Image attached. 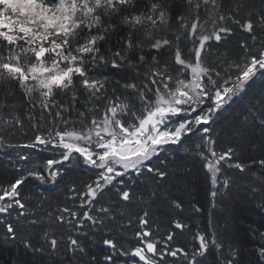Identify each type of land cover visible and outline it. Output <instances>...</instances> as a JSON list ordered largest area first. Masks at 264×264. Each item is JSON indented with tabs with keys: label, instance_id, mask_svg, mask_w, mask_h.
Returning <instances> with one entry per match:
<instances>
[{
	"label": "snow or ice",
	"instance_id": "1",
	"mask_svg": "<svg viewBox=\"0 0 264 264\" xmlns=\"http://www.w3.org/2000/svg\"><path fill=\"white\" fill-rule=\"evenodd\" d=\"M0 84L23 97L0 96V245H63L67 264H264V0H0ZM193 137L203 207L169 151ZM64 181L87 210L39 188ZM237 188L259 216L247 247L229 212Z\"/></svg>",
	"mask_w": 264,
	"mask_h": 264
},
{
	"label": "trees",
	"instance_id": "2",
	"mask_svg": "<svg viewBox=\"0 0 264 264\" xmlns=\"http://www.w3.org/2000/svg\"><path fill=\"white\" fill-rule=\"evenodd\" d=\"M123 34V32L121 33ZM260 82H257V86H259ZM14 91L15 96L11 99H14L17 104L22 103L23 97L20 91L16 88L15 84H0V96L5 94L7 91ZM60 99V97H58ZM66 99V97H65ZM250 106V102L248 98H244L242 100H238L234 105L230 113L226 114L220 121V125L218 126V131L220 128H223V138L224 141L220 145V148L227 147L233 143V137L229 134V129L232 125L243 118L244 110L246 107ZM25 109L27 105L23 106ZM21 115H23V109L21 111ZM17 138L22 141L23 137L18 132ZM188 143V142H187ZM186 143V144H187ZM190 144V143H188ZM183 145H174L172 149H170V153L177 157H183L186 159H178L177 163L185 164L187 169L189 170V179L191 181L192 192L190 196L186 197V201L191 204H200L202 207L207 203L206 196L208 192V185L204 178V173L201 171V165L198 159L192 158L184 153ZM219 150V148H218ZM194 160V162L192 161ZM234 174V173H233ZM94 175V173L88 169H80L77 170L73 174V179L77 181L78 186L82 187L83 182H90L89 178ZM61 183H63L61 185ZM59 184H43L40 185L39 188L43 189V194L46 197H49L53 203V206H64L65 204H69L73 210L81 211L87 210L86 207L82 208L79 200L71 201L69 197L71 193L67 191V181L61 182ZM39 189L37 188V183L33 181H29L26 187L23 189L25 194H35ZM250 201L246 199V193L242 188H237L233 193V203L231 208L229 209L230 216L232 222L236 228L238 233L237 239L243 245L251 246L253 244L252 239L249 236L248 228L253 224L254 220H258V214L251 211ZM97 207H99L97 205ZM187 215V213H185ZM164 221L159 225L161 232H166L168 229L167 221L171 219V217L165 216L163 217ZM198 222L202 223L201 218H195ZM188 223H192L191 220ZM259 227V225H256ZM2 227V226H0ZM131 228V226H129ZM86 231V229H85ZM193 231H195V227L193 226ZM129 237L132 236V231L127 233ZM39 238L34 239V243L38 246L42 243ZM46 243V242H43ZM184 238L177 237V245L183 246ZM69 259V254H66V250L63 245L59 251L55 249L47 250L43 253H32L30 250H25L23 245H21L18 241L10 244L0 245V264H67Z\"/></svg>",
	"mask_w": 264,
	"mask_h": 264
},
{
	"label": "rangeland",
	"instance_id": "3",
	"mask_svg": "<svg viewBox=\"0 0 264 264\" xmlns=\"http://www.w3.org/2000/svg\"><path fill=\"white\" fill-rule=\"evenodd\" d=\"M188 143H190V144H188ZM188 143H187V144L185 143V145H183V147H185V148H184V153H185L186 155H188V156H191L192 158H195V151H196L195 145L199 143V140H198V138L193 137V138H191V139L188 141ZM173 146H174V145L170 146L169 150L172 149ZM192 161L194 162L193 159H192ZM78 170H80V169H78ZM64 182H65V181H64ZM62 184H63V183H61V185H62Z\"/></svg>",
	"mask_w": 264,
	"mask_h": 264
}]
</instances>
